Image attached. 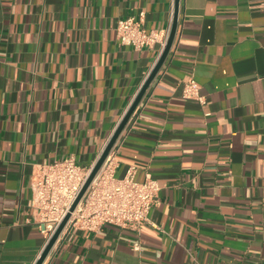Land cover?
<instances>
[{"label":"crops","instance_id":"1","mask_svg":"<svg viewBox=\"0 0 264 264\" xmlns=\"http://www.w3.org/2000/svg\"><path fill=\"white\" fill-rule=\"evenodd\" d=\"M174 8L0 0V264L45 247L32 172L94 165L162 51L120 44L118 21L164 32ZM190 77L205 104L183 97ZM112 148L116 177L134 166L158 183L151 224L69 227L42 264H264V0H178L169 52Z\"/></svg>","mask_w":264,"mask_h":264},{"label":"built area","instance_id":"2","mask_svg":"<svg viewBox=\"0 0 264 264\" xmlns=\"http://www.w3.org/2000/svg\"><path fill=\"white\" fill-rule=\"evenodd\" d=\"M169 32H146L141 19L132 17L121 19L116 25L120 44L135 49L151 47L157 41L162 42L164 48ZM182 95L205 104L199 94V85L192 77L183 82ZM92 166L80 165L68 156L40 164L32 172L29 186L31 207L45 245L67 214L69 217L61 232L69 227L96 231L106 224L138 231L142 225L151 224L148 214L157 202L159 185L149 176L136 181L134 166H130L123 176L116 177L117 160L113 148L70 211ZM132 248L138 250V242H134Z\"/></svg>","mask_w":264,"mask_h":264},{"label":"water","instance_id":"3","mask_svg":"<svg viewBox=\"0 0 264 264\" xmlns=\"http://www.w3.org/2000/svg\"><path fill=\"white\" fill-rule=\"evenodd\" d=\"M177 14H178V0H175V8H174V14H173V21H172V25L170 28V32L166 41V44L163 48V50L161 51L156 63L154 64L153 68L151 69V71L149 72L148 76L146 77V79L144 80V82L142 83V85L140 86L138 92L136 93L133 101L131 102L129 108L127 109V111L125 112L124 116L122 117V119L120 120L119 124L117 125V127L115 128L114 132L112 133L111 137L109 138L107 144L105 145L102 153L100 154L99 158L96 160V162L94 163V165L92 166V169L84 183V185L82 186L77 198L75 199V201L73 202L70 211L73 210V208L75 207L76 203L78 202V200L80 199V197L83 195V193L85 192L87 186L89 185V183L91 182V180L93 179V177L95 176V174L97 173V171L99 170L101 164L103 163L105 157L107 156V154L109 153V151L111 150V148L113 147L114 143L116 142L118 136L120 135L121 131L123 130L125 124L127 123L129 117L131 116V114L133 113V111L135 110V108L137 107L140 99L142 98L146 88L148 87V85L150 84V82L152 81V79L154 78L155 74L157 73V71L159 70V68L161 67L163 61L165 60L169 49L171 47L175 32H176V27H177ZM69 217V214H67L65 216V218L62 220V222L60 223V225L58 226L57 230L55 231V233L53 234V236L50 238V240L48 241V243L45 245V247L43 248L41 254L39 255L38 259L36 260L35 264H42L45 257L47 256L49 250L51 249V247L53 246L54 242L56 241V239L58 238L59 234L61 233L67 219Z\"/></svg>","mask_w":264,"mask_h":264}]
</instances>
